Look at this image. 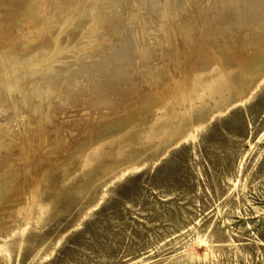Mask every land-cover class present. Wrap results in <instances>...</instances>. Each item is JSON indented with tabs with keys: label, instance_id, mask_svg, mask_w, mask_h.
Returning a JSON list of instances; mask_svg holds the SVG:
<instances>
[{
	"label": "rangeland",
	"instance_id": "1",
	"mask_svg": "<svg viewBox=\"0 0 264 264\" xmlns=\"http://www.w3.org/2000/svg\"><path fill=\"white\" fill-rule=\"evenodd\" d=\"M22 2L0 0V123L14 119L24 133L13 106L35 101L50 84V100L39 98L38 130L50 109L57 124L71 126L51 155L55 171H44L47 143L30 142L26 157L41 158L43 169L25 175L20 198L0 203V264H264V70L239 89L243 64L264 52V0H49L58 17L43 10L36 30ZM223 70L235 89L187 98L199 89L194 78ZM169 90L184 118L177 134L145 142L131 163L108 159L117 148L106 143L99 159L77 153L104 126L111 130L103 138L120 131L115 122L132 102ZM64 93L70 98L60 100ZM4 153L1 160H16L21 150ZM104 163L108 176L87 184L85 174ZM38 198L51 205L44 214Z\"/></svg>",
	"mask_w": 264,
	"mask_h": 264
},
{
	"label": "bare ground",
	"instance_id": "2",
	"mask_svg": "<svg viewBox=\"0 0 264 264\" xmlns=\"http://www.w3.org/2000/svg\"><path fill=\"white\" fill-rule=\"evenodd\" d=\"M52 1V0H51ZM76 1V0H74ZM84 1V0H83ZM93 1V0H92ZM55 2V1H53ZM116 2V0H115ZM22 9L24 10L25 14L27 16H29V21L33 23V27H35V30L38 29L41 24H42V18L43 15L42 13L43 10L46 9V11H48L46 13V15L48 14L49 16L54 17V19H56L58 17L55 18V14L50 13L51 10L55 13V11L52 9L51 7V3L49 2V0H23L22 2ZM75 2H73L74 4ZM53 5V4H52ZM7 6V5H6ZM161 6V5H160ZM5 7V6H4ZM54 7V6H53ZM61 7V3L60 1L58 2L56 9L58 10ZM85 7V6H84ZM64 8V7H63ZM75 8V7H74ZM78 8V7H77ZM86 8V7H85ZM96 8V7H95ZM21 9V8H19ZM55 9V10H56ZM17 10V9H16ZM22 10V11H23ZM90 10V9H89ZM154 10V9H153ZM21 11V12H22ZM62 11V10H61ZM58 14L59 11H57ZM56 12V13H57ZM64 12V11H62ZM61 12V13H62ZM14 13H16L14 11ZM94 13V12H93ZM13 14V13H12ZM64 14V13H63ZM3 15V14H2ZM0 15V16H2ZM7 15V14H6ZM18 15V14H17ZM23 15V14H22ZM21 15V16H22ZM25 15V16H26ZM47 15V16H48ZM54 15V16H53ZM162 15V14H161ZM93 16V15H91ZM12 17V16H11ZM171 17V16H170ZM169 17V18H170ZM220 17V16H219ZM7 18V17H6ZM135 18V17H134ZM163 18V17H162ZM193 18V16H192ZM195 18V17H194ZM8 19V18H7ZM9 19H10V15H9ZM13 19V18H12ZM20 19V18H18ZM136 19V18H135ZM6 20V19H4ZM22 20V19H21ZM19 21V20H18ZM27 21V19H26ZM163 21V20H162ZM2 22V21H1ZM9 22V21H8ZM23 22H25L23 20ZM54 22V21H53ZM62 22V21H61ZM12 23V22H10ZM9 23V24H10ZM56 23V22H55ZM17 22L15 23L16 26ZM13 25V24H12ZM11 25V26H12ZM53 25V24H52ZM64 25V24H63ZM20 26L17 25V27ZM22 26V25H21ZM48 26V25H47ZM68 26V25H67ZM93 26V25H91ZM160 26V25H159ZM166 26V25H165ZM4 27V26H3ZM10 27V26H9ZM14 27V26H13ZM94 27V26H93ZM112 27V26H110ZM6 28V27H5ZM4 28V29H5ZM61 28V27H60ZM14 29V28H13ZM118 29V28H117ZM15 30V29H14ZM19 31V29H17ZM26 30V29H25ZM110 30V28L108 29ZM6 31V29L4 30ZM8 31V29H7ZM24 30L22 29L23 32ZM94 31V30H93ZM111 31V30H110ZM113 31V30H112ZM160 31V30H159ZM173 31V30H172ZM16 32V31H15ZM14 31L12 33H15ZM25 32V31H24ZM28 32V31H27ZM97 32V31H96ZM163 32V31H162ZM1 33V32H0ZM7 33V32H4ZM18 33V32H17ZM38 33V31H34V33L30 36V38H32L34 35H36ZM192 30L190 29L189 25H183L180 27V34L183 38L186 39V41L192 43ZM9 34V31H8ZM14 36V35H13ZM20 36V35H19ZM12 37V36H11ZM16 37V36H14ZM21 37V36H20ZM23 37H25V35H23ZM21 37V38H23ZM36 37V36H35ZM106 37V36H105ZM27 38V37H26ZM33 39V38H32ZM10 40V48L14 49V44L11 46L13 40L11 41V39H7ZM22 40V39H21ZM98 40V39H97ZM103 40V39H102ZM24 41V40H23ZM152 41V40H151ZM196 41V40H195ZM46 42V41H45ZM44 42V43H45ZM198 42L200 43L201 41L198 40ZM21 43V41H20ZM34 43V42H33ZM124 43V42H123ZM203 43V42H202ZM236 45V44H235ZM234 45V46H235ZM43 46H45L43 44ZM136 46V45H135ZM187 46V45H186ZM204 46V45H203ZM202 46V47H203ZM206 46V45H205ZM238 46V45H236ZM235 46V47H236ZM154 47V46H153ZM222 47V46H221ZM239 47V46H238ZM205 48V47H204ZM207 48V47H206ZM231 48V47H230ZM233 48V47H232ZM231 48V49H232ZM134 49V48H133ZM239 49H242V47L240 46ZM245 49V48H244ZM9 50V49H8ZM7 50V51H8ZM32 50V49H31ZM42 50V49H41ZM203 50V48L201 49ZM200 50V51H201ZM221 50V49H218ZM226 50V49H225ZM234 50V48H233ZM257 50V49H256ZM264 50V47L263 49ZM145 51V50H144ZM196 51V50H195ZM194 51V52H195ZM222 51V50H221ZM221 51H219L220 53H222ZM224 51V50H223ZM229 51V50H228ZM232 52V50H230ZM253 51V50H252ZM19 52V51H18ZM29 53V51H27ZM31 52V51H30ZM132 52V51H131ZM203 52V51H202ZM199 54L200 56L202 55ZM204 52L206 53V51L204 50ZM225 52V51H224ZM247 52V51H246ZM245 52V53H246ZM11 53V52H10ZM150 53V52H149ZM198 52H196L197 54ZM216 53V52H215ZM229 53V52H228ZM236 53V52H235ZM242 53V52H241ZM250 54V52H247V54ZM166 54V53H165ZM207 54V53H206ZM6 55L8 56V54L6 53ZM10 55V54H9ZM45 55V54H44ZM162 55V54H161ZM208 55V54H207ZM226 55V53L224 54ZM229 54L226 55V57ZM231 55H233L231 53ZM239 54L237 53V56ZM246 55V54H245ZM244 55V56H245ZM19 56V55H18ZM140 56V55H139ZM178 56V55H177ZM176 56V57H177ZM199 56V57H200ZM205 56V54H204ZM203 56V57H204ZM236 56V57H237ZM242 56V57H244ZM250 56V55H249ZM10 57V56H9ZM37 56H35L36 58ZM160 57V56H159ZM166 57V56H165ZM202 57V56H201ZM248 57V56H247ZM3 61H5L6 59H4V57H1ZM198 58V57H197ZM206 59V58H204ZM241 59V58H240ZM245 59V58H244ZM178 60V59H176ZM175 60V61H176ZM200 60V59H199ZM224 59H222L223 61ZM246 60V59H245ZM10 61V60H9ZM148 61V60H147ZM219 61V60H218ZM181 62V61H180ZM224 62V61H223ZM244 62V61H243ZM34 63V62H33ZM179 63V62H178ZM177 63V64H178ZM11 64V63H10ZM68 64V63H67ZM181 64V63H180ZM223 64V63H222ZM222 66V65H221ZM17 67V66H16ZM137 67V66H136ZM224 67V66H223ZM264 52L261 51L259 53L257 52H252L250 59L248 57V59L246 60V62L243 64L241 70H240V84H239V89H241L242 86H244L246 83H248L249 81L253 80L254 78H256L258 76L259 73H262V71L264 70ZM185 68V67H184ZM183 68V69H184ZM210 68V67H209ZM226 68V67H224ZM182 69V70H183ZM177 70V69H176ZM33 71V70H32ZM181 71V70H180ZM179 71V72H180ZM184 72V71H183ZM224 72H226L225 70H223L220 74L219 77H215L212 78V76H200L197 77L196 79L194 78L197 87L199 88L198 91L192 96L187 97L188 99L193 98L196 99V101H205V95L208 94H219L221 95L223 91H227L228 90H233L236 88L235 84L233 81H229L225 79V75ZM44 73V72H43ZM201 74V73H200ZM206 74V73H203ZM199 75V74H198ZM39 77V76H38ZM227 77V76H226ZM31 80V79H30ZM45 80V79H44ZM214 80V81H213ZM208 83V85L203 88V82ZM45 83V82H44ZM161 83V82H160ZM159 83V84H160ZM49 84V83H48ZM32 85V84H31ZM33 87V85L31 86ZM18 89V88H17ZM56 89V88H54ZM4 90V89H3ZM16 90V89H15ZM14 90V91H15ZM34 90V89H33ZM40 90V89H39ZM57 90V89H56ZM164 89H162L163 91ZM7 91V90H6ZM8 92V91H7ZM21 92V91H20ZM38 91H36L37 93ZM66 92V91H65ZM165 92V91H164ZM167 92V91H166ZM163 93L162 95L153 98L151 96H147L144 97L141 100H138L136 102V100L134 102H132L130 104L129 110L125 109L124 112H126V114L124 115V117H122V120L116 121L115 123L118 122L119 126H121V130L115 133H110L108 135L107 138H103V134H108V132H110L111 127L109 126H104L103 130H97V132H94L92 135H90L89 137H86L85 139H83L80 144L78 146H76V150H78L77 153H82L84 157L88 158V159H99L100 157L104 156L103 152L100 153L101 148L103 147V145L109 144L111 149L113 147L117 148L115 149L116 151L114 152H110L108 155V159L109 158H115V160L118 161H122L123 163H131L132 161H134L139 154H141V146H143L145 144V142L149 141L150 144H157L159 140H161V137L164 136V138L166 137V139L170 136H173L174 134H177L180 130V122L182 121L183 118V114L178 113L177 109H173L172 105H171V100L169 98V94H170V90L167 93ZM33 92H30L29 96L26 95L24 97H29L30 100H33L31 97L34 96L32 94ZM42 93V91H41ZM45 95L42 94L43 96H47V98H45V100L47 101L49 99V97L54 93L53 87L49 84L48 86L46 85L45 88ZM5 94V92H4ZM58 94V93H57ZM145 94V93H144ZM148 94V92H147ZM3 95V93H2ZM6 95V94H5ZM41 95V94H40ZM39 96V94H36V98L34 99L35 101L26 103L23 102L21 103V109L18 108V106L20 107V105H18V102L13 103V110L16 112H20L23 116V126L21 127V129L23 128L22 131H24V133H17L12 124L14 122V119H7L4 121V123H0V203L2 204H7L8 202H11L13 200H16L18 198H20L21 191L24 188H27V182H26V186L24 187L23 185L25 184L23 182V179L25 178V175L29 172V174H31V176L33 177V174L36 173L39 169V167H41L42 165L41 163V158L38 159H33L32 160H28L27 159V155L28 152H30L29 150V144L30 142H34L35 144H40L42 145V143H47V146L43 149V153L47 152L49 153L48 155L50 156L49 158H47L45 156V160L47 158V160L50 161L51 155L53 156V154L56 153V150L59 148L60 143L64 137V133L66 131V128L71 126H65V125H61V124H57L55 119L53 118V112L50 109L49 114L45 117L41 115L40 117V121H41V125L40 122L38 123L40 125L41 130H38V125H37V120L39 119L38 115H40V113L44 110V105L42 106V100L39 98L43 97V96ZM59 95V94H58ZM143 95V94H142ZM7 96V95H6ZM18 96V95H17ZM162 96V97H161ZM59 97V96H57ZM80 97V96H78ZM63 98L69 99L70 97L67 94H63L59 97L60 100H62ZM5 99V98H4ZM39 100V101H38ZM50 100V99H49ZM72 101V98L70 99ZM78 100V98H77ZM4 101V100H2ZM37 101V102H36ZM80 101V100H78ZM77 101V102H78ZM194 102L193 105L191 104L192 108H196L197 102ZM22 102V101H21ZM52 102V101H51ZM181 103V102H180ZM221 103V102H220ZM47 104V103H46ZM50 104V103H49ZM48 104V106H49ZM183 104V103H182ZM4 105L6 106V104L4 103ZM10 105V104H9ZM7 107V106H6ZM50 107V106H49ZM8 108V107H7ZM10 109V108H9ZM48 109V108H46ZM181 109L184 110V112H188L189 113V108L187 107H181ZM28 110V111H25ZM161 111V112H160ZM13 112V111H12ZM140 112H146L150 115V113H152L153 115H150L152 117V120H149V122H142L139 121L137 116ZM157 112H160L159 114H156ZM14 115V112L12 113ZM16 114V113H15ZM18 114V113H17ZM123 115V114H122ZM121 115V116H122ZM15 116V115H14ZM19 116V114H18ZM3 117V115H2ZM57 117V116H56ZM4 118V117H3ZM10 118H15V117H11ZM17 118V115H16ZM98 119L100 118H104V116H98ZM108 117H105V119ZM20 120V119H19ZM3 121V120H2ZM18 121V119H17ZM17 121L15 120V122L17 123ZM108 122V121H106ZM99 123V122H98ZM114 123V121H113ZM3 124V125H2ZM102 124V123H101ZM107 124V123H106ZM124 124V125H123ZM20 125V122H19ZM100 125V124H99ZM105 125V124H104ZM96 126V125H95ZM94 126V128H95ZM98 126V125H97ZM76 127V126H75ZM80 127V126H79ZM17 128V127H16ZM93 128V129H94ZM19 129V128H18ZM120 129V128H119ZM76 130V129H75ZM93 131V130H92ZM20 132V129H19ZM72 133V132H71ZM89 133V132H88ZM81 134V133H80ZM90 134V133H89ZM163 138V137H162ZM67 139V138H66ZM54 141H55V145H54ZM67 141V140H66ZM65 142V141H64ZM63 143V142H62ZM71 143V142H70ZM19 147L21 150L20 155H18V159H14V160H1V156L4 153L5 150H13L14 148ZM34 148V147H33ZM43 148V147H42ZM62 148V147H61ZM70 148V147H69ZM40 149V148H39ZM110 149V148H109ZM71 150V149H70ZM69 150V151H70ZM66 151V150H65ZM68 151V150H67ZM66 151V153H67ZM72 151V150H71ZM37 152V151H35ZM65 153V154H66ZM33 154V153H32ZM39 154V152H38ZM59 154V153H58ZM63 154V153H61ZM42 155V154H41ZM47 155V154H45ZM31 156V155H30ZM33 157V156H32ZM39 157V156H38ZM44 157V156H43ZM57 157V155H56ZM106 157V156H105ZM36 158V157H35ZM60 159L59 157L57 158V160ZM44 160V161H45ZM35 161V162H34ZM53 161V159H52ZM51 162V161H50ZM47 164V167L44 169V171L49 170V171H55L58 168V161H54L51 163ZM47 163V162H46ZM45 164V163H44ZM39 166V167H38ZM38 167V169H37ZM76 168L78 167V164L76 166ZM41 169H43L41 167ZM37 170V171H36ZM42 172V171H40ZM110 172V168L107 167V164H101L99 166L94 167V169L91 171H88L85 174L86 180H87V184H96L98 183L100 180H104L105 177L108 176ZM42 174V173H41ZM41 174L39 176H41ZM38 176V177H39ZM35 178V176H34ZM33 178V179H34ZM32 179V178H31ZM39 180V178H38ZM41 180V179H40ZM43 180V177H42ZM32 181V180H31ZM32 182H35L34 180ZM38 183V182H37ZM36 183V184H37ZM41 183V182H39ZM34 186V185H33ZM36 186V185H35ZM24 187V188H23ZM36 207L38 209V213L39 214H44L43 212L47 211L48 209L51 208V205L48 203H44L42 200H40L38 198V202L36 203ZM10 212V210H9ZM14 211L11 210V214H13ZM2 215V213H0V216Z\"/></svg>",
	"mask_w": 264,
	"mask_h": 264
}]
</instances>
